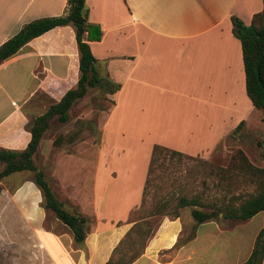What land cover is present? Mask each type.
I'll list each match as a JSON object with an SVG mask.
<instances>
[{"label":"crops","instance_id":"1","mask_svg":"<svg viewBox=\"0 0 264 264\" xmlns=\"http://www.w3.org/2000/svg\"><path fill=\"white\" fill-rule=\"evenodd\" d=\"M66 3L0 0V45L33 20L64 14ZM85 3L89 22L102 31L99 40L88 41L95 69L120 87L109 93L111 106L99 127L97 152L62 156L87 162L83 179L60 173V157L43 154L40 169L56 198L65 209L92 219L81 244L57 218L47 226L49 211L41 203V192L28 181L38 200L23 208V218L46 248L39 255L42 264H105L134 223L130 216L140 206L154 144L209 160L219 145L240 146L241 128L252 135L256 122L261 128L264 122L246 94L241 43L231 22L235 16L248 25L262 9V0ZM78 59L74 29L67 24L31 39L0 62V96L7 99L12 90L22 96L19 103L11 99L12 107L0 118L1 148L25 147L30 133L24 127L36 106L29 103L31 98L41 89L49 94L53 86L65 87L62 96L78 79ZM6 133L11 134L2 138ZM52 176L61 195L50 184ZM25 191L18 186L9 195L25 201ZM14 206L9 202V208H20ZM190 211L185 207L176 217L162 218L130 264H241L249 257L263 226V212L244 221L217 218L197 223Z\"/></svg>","mask_w":264,"mask_h":264},{"label":"trees","instance_id":"2","mask_svg":"<svg viewBox=\"0 0 264 264\" xmlns=\"http://www.w3.org/2000/svg\"><path fill=\"white\" fill-rule=\"evenodd\" d=\"M262 2V9L252 16L248 25L235 16L231 17V22L232 32L241 43L246 94L253 106L261 111V119L264 121V0ZM88 12L85 0H67L64 14L33 20L25 24L18 32L0 45V62H2L17 53L28 41L46 31L56 26L67 24L73 26L79 53L78 79L75 85L67 89L59 100L50 103L41 114L32 119L28 126L30 138L23 149L14 150L0 147V163H3V168L0 170V183L5 177L14 172H34L32 181L41 192L43 207L47 211H51L54 217L72 233L73 240L77 244L83 242L89 230L87 224L90 218L75 210L69 211L63 207L62 203L56 198L43 171L35 165L33 157L51 120L56 119L60 123L67 122L70 107L75 101L84 97L90 88H107L108 93H113L120 87L119 84L113 83L107 76L100 77L95 69L96 59L91 52L88 41L99 40L102 31L98 25L89 22ZM86 122L80 119L76 120L79 128L66 135L69 142L76 138ZM241 125L242 122L239 123L237 129ZM66 137L57 135L53 139L52 145L60 147ZM183 157L191 158L193 156L158 144L152 146L138 210L144 206L146 189L150 182L156 178L158 168L161 166L167 167L173 159L180 162ZM162 159L167 160V165L164 164ZM211 173L218 177L216 185L222 187L225 191L224 197L228 196L229 200L227 202L223 200L217 208L211 207L209 210H201L198 207H202L203 203L200 202L197 196L188 198L184 194L177 195L171 211L172 217L179 215L180 208L188 206H192L190 212L197 223L217 219L219 213H222L223 219H228L231 222L244 221L258 212L264 214V166H256L242 150H237L225 167L218 166L214 170L211 169ZM234 184L240 186L253 185L255 192L243 197L240 192L233 193L232 186ZM1 190L0 185V193ZM168 201L164 199L162 204L157 205L155 210L164 212ZM163 214L167 215L166 213ZM154 229L149 220L138 214L132 226L112 249L105 264H130L141 254ZM263 256L264 219L263 226L255 237L249 257L241 264H261Z\"/></svg>","mask_w":264,"mask_h":264},{"label":"rangeland","instance_id":"3","mask_svg":"<svg viewBox=\"0 0 264 264\" xmlns=\"http://www.w3.org/2000/svg\"><path fill=\"white\" fill-rule=\"evenodd\" d=\"M32 83L33 81L29 83V88ZM64 90L65 87L63 86L62 88L53 86L49 94H47V91L44 89L37 91L29 102L35 103L36 105L33 106L34 109L31 110V114L29 115L30 120L37 114L43 112L50 103L57 101ZM11 93V96L7 99L0 96V118L12 107V105H10L11 99L18 103L22 100V96L15 90H12ZM110 106L111 99L109 98L107 88H90L85 97L79 100L70 109L67 123H60L56 119L52 120L33 157L35 165L41 168L45 164V161H43V154H48L52 157L58 155L60 158H58L59 161L56 169L59 170L60 173H63L64 170L73 175L72 177L75 179H83L88 170L87 162H82L78 156L75 158L69 156L62 158V156L68 154L87 156L97 152L100 133L99 127ZM77 119L87 122L80 129L76 138L72 142H69L66 135L79 128L76 123ZM30 123L31 122L26 124L24 128H28ZM259 124L260 122L257 121V127L254 129L255 131H253L252 135L248 136L242 132L241 128L238 133H240L243 143L240 146L219 145L215 148L209 160H203L199 157H183L180 162L173 159L172 163L167 167L161 166L158 168L156 178L150 182L146 189L144 206L132 212L130 219L134 220L137 218L138 214H141V216L152 223V228H155L165 216L172 217L171 211L175 203L174 199L177 195L181 194L186 195L188 198L197 196L200 202L203 203L202 207H198L201 210H209L211 207L217 208V206L221 205L223 200L227 202L229 197H224L225 191L221 186L216 185L218 177L214 173H211V169L214 170L218 166L225 167L231 156L235 154L237 150H242L245 154L247 152L249 156L247 154L246 156L253 164L263 167L264 122L262 128ZM11 133H6L2 138ZM57 135L66 137L62 141L60 147L52 145V141ZM104 149L107 150L109 147L106 145ZM162 160L164 164L167 165V160ZM2 168L3 163H0V170ZM33 178L34 172L32 171L14 172L5 177L0 183L2 187L0 193V264H42L39 255L40 252L46 253V248L40 242L37 235L31 230V232L29 231L31 226L28 225L25 218H23L25 217L23 208L29 207L31 203L35 205L38 200L36 188H34L32 183L28 182ZM55 179V176H52V178H50V184L55 192L61 195ZM18 186L26 188L25 201L24 197L20 198V196H17L16 198H12L9 195L11 192L13 195V191L15 188H18ZM22 190L24 189L22 188ZM232 190L233 193L240 192L243 197H246L248 194L255 192V187L253 185L240 186L239 184H234ZM164 199L169 200L166 204V210L164 212L156 211L157 205L160 206ZM12 200L15 202L14 207L19 208L20 206L21 209L9 208V202L11 203ZM71 206L79 208L77 202H72ZM191 208L192 206L187 207V209ZM216 218L222 219V213H219ZM51 219H54V215L49 211L46 218L48 222L47 226L49 227ZM91 223L92 219H89L87 224L88 228L91 227ZM60 229L61 228L54 227L53 230L61 231ZM65 230L68 229L65 227Z\"/></svg>","mask_w":264,"mask_h":264}]
</instances>
